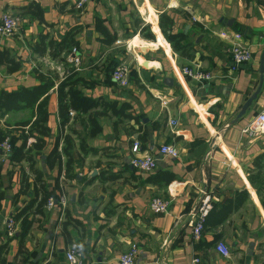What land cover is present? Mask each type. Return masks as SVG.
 Wrapping results in <instances>:
<instances>
[{"label":"crops","instance_id":"0c3cea01","mask_svg":"<svg viewBox=\"0 0 264 264\" xmlns=\"http://www.w3.org/2000/svg\"><path fill=\"white\" fill-rule=\"evenodd\" d=\"M74 2L0 0V16L19 17L14 32L0 36V51L20 64L12 72L0 64V92L38 84L34 69L56 75L47 92L49 135L33 155L53 205L44 204L41 213H32L33 206L25 212L27 228L18 253L22 222L12 215L29 201L32 175L24 161L10 162L0 153V259L4 264H68L64 250L74 240L82 246V264H118V256L131 245L136 248L131 264H264V134L251 139L240 135L264 108V0H90L81 9ZM33 6L40 16L32 14ZM160 13L171 19L170 33L182 35L181 42L187 44L183 54L173 51L162 35ZM150 20L167 45L157 41ZM97 21L105 32L96 29ZM142 27L152 39L140 34ZM68 30L76 40V67L67 63L70 48L56 58L47 50L42 55L33 51L39 33L57 41ZM224 30L238 32L251 52L250 61L233 73L227 42L218 36ZM260 59L258 93L235 119L257 86ZM118 64L128 66L126 85L111 79ZM184 66L210 78L182 76ZM53 67L65 76L75 72L74 86L83 97L125 106L115 115L109 110L97 114L100 131L93 137L86 135V116L98 113V106L63 126V132L75 131L71 178L63 173V156L59 173L45 162L60 131L55 87L63 78ZM30 113L23 106L0 112V139L8 136L17 143L15 125ZM79 137L84 139L82 148ZM133 143L139 153L155 158L154 169L146 173L130 167ZM163 144L176 147L178 157L159 154ZM61 146L59 139L57 150ZM20 171L29 187L17 194ZM157 172H168L172 179L163 185L154 177ZM204 194L210 208L199 239L193 241L188 222ZM61 196L64 205L57 201ZM152 197L167 201L164 212L148 209ZM9 217L14 233L6 236ZM216 242L227 246L228 257L215 250Z\"/></svg>","mask_w":264,"mask_h":264},{"label":"trees","instance_id":"16d2710c","mask_svg":"<svg viewBox=\"0 0 264 264\" xmlns=\"http://www.w3.org/2000/svg\"><path fill=\"white\" fill-rule=\"evenodd\" d=\"M31 6V4L29 5ZM34 12L32 14H37L40 16V12H35L34 6L31 7ZM171 25V19L164 13L158 15V26L164 38L170 43L171 49L173 51L183 54V50L186 49L187 44L182 43V35L171 34L169 31V26ZM95 27L100 32H105L104 27L96 22ZM140 34L147 38L152 39L153 35L149 33L147 27H142L140 29ZM157 41L161 44L167 45L161 35L155 34ZM76 44V40L73 38V33L71 30L66 31L62 36H60L57 41L48 37L45 33H39L37 40L33 43L32 49L38 54L42 55L46 50L52 58H56L61 52H66L70 47ZM0 64L5 65L7 72H12L17 70L20 64L14 61L8 54L7 51H0ZM35 76L38 79V84L30 88L20 87L16 91L12 92H0V112L4 113L6 111L18 108L20 106L28 107L31 110L30 117L24 121L17 123L18 129V142L16 143L14 139H9L10 142V153L7 155L10 162H20L24 161L27 165L28 172L32 175V190L31 197L29 201L21 207L18 212L12 215L13 219L21 217L22 230L18 235V253H21V244L23 236L26 232L27 224H24L25 212L32 208V213H41L42 206L46 203L47 198L50 196L49 191H47L42 183L41 172L34 167V152L41 150L45 143V138L49 135V128L46 125L47 111V92L53 84V79L56 77L54 73L42 72L34 69ZM77 77L75 72L69 71L66 76L59 81L55 87L56 100H57V118L58 127L60 129L58 135H56L53 147L49 150L45 157V162L48 168L53 165L56 166L57 172L59 173L61 169V156L64 157L63 173L66 177L71 178V134L75 131L68 129L67 132H63V126H65L69 121L72 123L75 120L80 121V114L88 113V110L100 108L98 113L91 115L90 113L86 116L87 122V137H93L100 131V126L96 121V115L103 114L105 111L109 110L112 114H117L121 109H124V105L115 108V103L108 102L102 99L91 100L83 97L81 91L75 88V83L77 82ZM74 111L76 114L72 117L69 116L68 112ZM125 117L129 118L128 114H123ZM31 137L33 141L26 144V139ZM61 139L62 146L60 150H57L58 140ZM84 139L79 137V147L82 148ZM154 177L158 178L163 185L168 184L172 179V175L168 172H157ZM29 187L27 182V176L24 172L20 171V185L17 194L25 193ZM57 179L54 182V189H57ZM16 194V195H17ZM2 198V193L0 192V199ZM208 213V211H207ZM222 218L217 220L221 221ZM2 246L0 247V253ZM0 264H4L0 259Z\"/></svg>","mask_w":264,"mask_h":264},{"label":"built area","instance_id":"2783aa9c","mask_svg":"<svg viewBox=\"0 0 264 264\" xmlns=\"http://www.w3.org/2000/svg\"><path fill=\"white\" fill-rule=\"evenodd\" d=\"M90 0H75L74 7L81 9ZM19 17L8 13H3L0 16V36L11 35L17 27ZM218 36L225 40L228 45L229 53V66L228 69L231 73L235 72L240 66L248 63L251 59V52L246 44L241 40V35L238 32L221 31ZM67 63L72 67H76L79 63L76 55V48L70 47ZM54 68V67H53ZM55 70L59 71L60 79L65 76V73L61 71L59 67H55ZM128 66L125 64H118L111 73V79L119 85L127 84ZM182 76L193 77L196 79L207 80L210 76L205 73L198 72L196 68L184 66L180 68ZM69 115L72 111L68 112ZM169 125L174 126L175 120H169ZM264 134V108L256 112L249 121L240 129V135L249 139L259 137ZM33 141L31 137L26 139V144ZM9 137L5 136L0 139V153L2 156H7L10 153ZM130 158L128 164L130 167L137 171L149 172L155 167V158L148 153H139L138 144L133 143L130 146ZM158 153L170 158H177L179 150L173 145H160L158 147ZM170 191V190H169ZM171 192V191H170ZM60 205H64V198L61 196L57 199ZM46 206H52V198L48 197L45 203ZM167 201L159 197H152L148 201V209L154 213H162L166 210ZM210 208L209 196L204 194V197L200 200L199 205L192 210V219L188 222L190 228V237L193 241L199 239L203 221L207 211ZM14 220L9 217L5 221V235L11 236L14 233ZM215 250L222 256L228 257L229 250L227 246L222 242H216L214 246ZM136 252L134 245L128 247V249L121 253L118 258V264H131ZM83 249L80 243L77 241H70L64 250V259L68 264H82ZM197 258L192 259V263H196Z\"/></svg>","mask_w":264,"mask_h":264},{"label":"water","instance_id":"95a60500","mask_svg":"<svg viewBox=\"0 0 264 264\" xmlns=\"http://www.w3.org/2000/svg\"><path fill=\"white\" fill-rule=\"evenodd\" d=\"M261 74H262V59H260V61H259L258 83H257V86H256L255 90L249 95V97H247V99L241 105L238 113L235 116V119L241 117L245 113L246 109L251 105V102L255 99V97H256V95L258 93L260 84H261V80H262V75Z\"/></svg>","mask_w":264,"mask_h":264},{"label":"rangeland","instance_id":"374dc122","mask_svg":"<svg viewBox=\"0 0 264 264\" xmlns=\"http://www.w3.org/2000/svg\"><path fill=\"white\" fill-rule=\"evenodd\" d=\"M151 23V28H152V31L155 33V34H160V32L157 30V27L155 26V22H150Z\"/></svg>","mask_w":264,"mask_h":264},{"label":"bare ground","instance_id":"6f19581e","mask_svg":"<svg viewBox=\"0 0 264 264\" xmlns=\"http://www.w3.org/2000/svg\"><path fill=\"white\" fill-rule=\"evenodd\" d=\"M150 22H151V20H150ZM137 38V37H136Z\"/></svg>","mask_w":264,"mask_h":264}]
</instances>
